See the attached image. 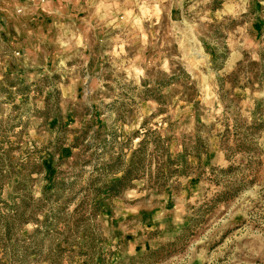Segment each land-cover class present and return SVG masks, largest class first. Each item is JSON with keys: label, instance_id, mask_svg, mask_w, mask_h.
Returning a JSON list of instances; mask_svg holds the SVG:
<instances>
[{"label": "rangeland", "instance_id": "obj_1", "mask_svg": "<svg viewBox=\"0 0 264 264\" xmlns=\"http://www.w3.org/2000/svg\"><path fill=\"white\" fill-rule=\"evenodd\" d=\"M0 264H264V0H0Z\"/></svg>", "mask_w": 264, "mask_h": 264}, {"label": "trees", "instance_id": "obj_2", "mask_svg": "<svg viewBox=\"0 0 264 264\" xmlns=\"http://www.w3.org/2000/svg\"><path fill=\"white\" fill-rule=\"evenodd\" d=\"M121 180H123V179L121 178V179H118V180L116 179V180L111 181V184H109V186H111V187H108V189L110 191H113V189H116L117 184H119L121 182Z\"/></svg>", "mask_w": 264, "mask_h": 264}]
</instances>
